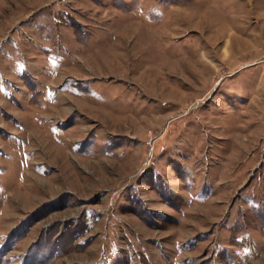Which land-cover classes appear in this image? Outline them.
Listing matches in <instances>:
<instances>
[{
  "label": "rangeland",
  "instance_id": "1",
  "mask_svg": "<svg viewBox=\"0 0 264 264\" xmlns=\"http://www.w3.org/2000/svg\"><path fill=\"white\" fill-rule=\"evenodd\" d=\"M0 264H264V0H0Z\"/></svg>",
  "mask_w": 264,
  "mask_h": 264
}]
</instances>
